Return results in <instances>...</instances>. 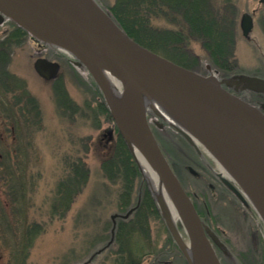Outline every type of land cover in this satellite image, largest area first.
I'll use <instances>...</instances> for the list:
<instances>
[{"label":"rangeland","instance_id":"1","mask_svg":"<svg viewBox=\"0 0 264 264\" xmlns=\"http://www.w3.org/2000/svg\"><path fill=\"white\" fill-rule=\"evenodd\" d=\"M212 2L220 7L223 18L225 16L221 39L225 47H231V66L224 74L264 75V7L259 0ZM157 11L149 16L152 28L168 30L175 26L165 10ZM244 13L254 14L251 39L243 37L240 28ZM231 21L233 34L230 33ZM8 22L0 25V35L7 31ZM153 42L158 46L162 43L161 40ZM188 47L200 58L195 70L207 74V65H210L212 71L217 70L219 76H223V71L209 62L201 42L192 39ZM39 57L60 64L56 79L47 81L37 74L34 62ZM7 68L12 77L6 85L0 75V97L4 91H9L7 96L14 101L16 95L34 98L40 107L41 120L37 123L32 119L13 121L4 117L0 105V159L5 156L4 166L6 162L5 167L11 168L12 164L15 169L11 173L8 168H0L3 174L0 176V264H104L105 260L113 264L110 262L112 256H108L110 251H103L97 258L93 255L110 242L112 216L125 213L118 207L120 184L107 179L101 168V160L110 155L112 139L120 131L114 120L107 122L103 117L97 128L98 122L89 118L85 111V103L94 96L86 83H96L95 80L67 53L50 46L39 47L30 37L13 47ZM100 94L97 100L105 101L101 90ZM148 118L167 158L200 211L221 263L264 264V222L251 203L238 200L218 180L216 173H222L219 159L201 142L196 143L203 155H196L173 126L151 112ZM4 146L11 149L12 161L8 160L9 150ZM129 150L141 173L136 195L147 188L161 214L133 150ZM79 157L86 158L90 169L86 186L80 192L76 187L66 188L58 196L61 180L68 173V160ZM135 201L132 207L138 199ZM162 218L161 214L160 221L151 219V240L157 248L163 246L166 259L175 258L178 261L175 264H184L174 240L169 239L170 232ZM34 224L40 229L36 233L28 232L27 227ZM180 230L190 245L185 227L181 226ZM16 236L26 242L18 246ZM127 246L132 256L138 257L151 248L139 233L130 236ZM147 258L150 257L145 260Z\"/></svg>","mask_w":264,"mask_h":264},{"label":"water","instance_id":"2","mask_svg":"<svg viewBox=\"0 0 264 264\" xmlns=\"http://www.w3.org/2000/svg\"><path fill=\"white\" fill-rule=\"evenodd\" d=\"M260 3L264 5V0ZM5 20L15 22L34 39L67 53L80 69L87 70L92 76L129 148L133 150L125 130L132 135L183 212L186 225H177L155 198L172 237L190 264L193 262L188 246L178 226L185 227L190 246L193 242L199 245L205 264L222 263L205 223L160 147L148 117L132 121L119 118L100 68L111 71L125 84H132L147 95L156 97L173 111L197 119L200 123L195 129L200 142L219 160L227 159L226 163L232 167L231 173L240 178L235 181L240 190L222 173H216L217 176L238 199L249 204L251 201L242 184L246 174V184L262 215L251 204L264 222V112L226 87L242 85L260 90L264 88L263 80L254 77L221 79L218 71H211L210 65H207L208 74L186 68L132 39L97 0H0V24ZM253 26V17L244 13L241 19L243 36L249 37ZM34 68L40 77L52 80L57 77L60 64L40 57ZM170 125L199 150L188 132ZM242 149L246 153L242 154ZM234 150L245 159L242 166L233 157ZM143 177L147 181L144 174ZM147 185L153 194L148 181ZM132 211L127 215H113L112 219L128 216Z\"/></svg>","mask_w":264,"mask_h":264},{"label":"trees","instance_id":"3","mask_svg":"<svg viewBox=\"0 0 264 264\" xmlns=\"http://www.w3.org/2000/svg\"><path fill=\"white\" fill-rule=\"evenodd\" d=\"M101 5L111 11L113 18L120 27L135 41L141 45L162 54L172 61L189 69H196L200 65V58L192 53L188 47V42L196 39L201 42L207 52V58L214 68L223 71V77L231 75L224 74L232 61L231 47H225L221 37L224 35L222 25L225 22V16L212 0H98ZM157 10H165L168 18L175 22V26L168 30H157L149 24V16L157 13ZM231 17V16H230ZM230 33L233 34V21L230 22ZM7 31L0 35V75L3 77V83L9 84V77H12L8 71V64L11 59V53L14 46H19L30 37L24 29L19 27L15 22H8ZM31 38V37H30ZM161 40V46L156 45L153 41ZM160 43V42H159ZM228 67V68H227ZM10 75V76H9ZM94 94L90 101L85 103V111L89 118L97 121V128L101 126V118L107 122L113 121L110 110L105 101L97 100L100 90L96 83H86ZM4 91L0 97V105L4 117L11 120L19 121L31 119L34 122L41 120L40 107L34 98L24 96L15 101L7 96ZM18 107V108H17ZM18 129V128H16ZM117 131V130H116ZM113 137V147L110 155L101 160V168L105 172V176L110 181H116L121 186L120 210L125 213L132 207L133 200L140 199V205L129 216L128 220H120L114 241V247L121 249H129L127 241L134 233H139L145 237V241L151 245L153 240L151 234V219L157 218L161 220V214L156 206L149 190L145 188L142 193L137 196V188L141 182V173L136 163L132 159V155L127 143L118 133ZM4 148H7L4 146ZM9 150L8 160L12 161ZM5 156L0 159V168H8L11 173L14 172L13 165L7 166L4 160ZM68 173L60 183L58 196H61L66 188L76 187L80 192L88 182L90 176L89 165L85 157H79L68 160ZM2 177V173H0ZM12 176V174L10 175ZM13 178V177H11ZM6 180V179H5ZM7 181V180H6ZM12 182V180H11ZM8 184V182H7ZM10 184V182H9ZM136 195V197H135ZM135 198V199H134ZM135 201V202H136ZM57 207V206H56ZM200 213V211H199ZM143 217H146L144 219ZM163 219V218H162ZM40 229L38 224L27 227L28 232L36 233ZM138 230V231H137ZM169 239L173 240L170 233ZM15 239L18 246L26 242ZM33 238V236H32ZM152 239V240H151ZM32 243L33 239L27 242ZM175 244V243H174ZM113 245L110 247V258L113 264H133L139 259L138 256H132L130 252H114ZM108 253V252H107ZM113 255H116L113 257ZM22 256V255H21ZM18 257H20L18 255ZM110 258H108L110 260ZM108 260V261H109ZM106 261V260H105Z\"/></svg>","mask_w":264,"mask_h":264},{"label":"bare ground","instance_id":"4","mask_svg":"<svg viewBox=\"0 0 264 264\" xmlns=\"http://www.w3.org/2000/svg\"><path fill=\"white\" fill-rule=\"evenodd\" d=\"M100 74L107 84L111 98L115 105V109L121 120L132 121L135 118L137 119L146 116L148 117V113L151 112L157 115L158 117H161V119H163L168 124H174L188 132L193 137L194 141H201L199 140L196 132L197 126L200 122L194 117L186 116L184 114H180L173 111L172 109H170V107H167L156 97L147 95L132 84H125L121 79H119L117 76H115V74H113L107 69L100 68ZM125 132L129 143L132 146L134 156L146 180L148 181L155 198L163 204L166 213L171 217L175 224L178 225L179 223H182L183 225H186V218L183 212L162 184L155 169L149 163V161L141 152V150L138 148L137 144L132 138V135H130L127 130H125ZM234 151H236L239 156L235 153L233 157L237 160L239 165L242 166L243 161H245V159L242 157V154L246 153L245 150L242 149V154L239 153L237 150ZM225 160L227 159L221 158V160H219L222 174L227 177H231L233 180H236L237 178L240 180L238 176H235L231 173V164L226 163ZM243 180L244 183L242 182V180L240 182H242V184L244 185L246 189L245 192L248 198L261 214V210L258 206V203L256 202L255 197L251 194V191L249 190L246 184L248 180L246 178V174L243 176ZM188 250L193 264H205L204 254L196 242H193V244L189 247Z\"/></svg>","mask_w":264,"mask_h":264},{"label":"flooded vegetation","instance_id":"5","mask_svg":"<svg viewBox=\"0 0 264 264\" xmlns=\"http://www.w3.org/2000/svg\"><path fill=\"white\" fill-rule=\"evenodd\" d=\"M262 5V4H260ZM263 6V5H262ZM264 7V6H263ZM253 15L254 18V14L251 13ZM255 22V21H254ZM255 25V24H254ZM247 39H251L250 37ZM37 46L39 47H44V48H48L49 45L42 43V42H38L36 40H33ZM233 77L231 78H236L238 76L236 75H232ZM240 76H243L240 74ZM249 76H253V77H257L259 79L264 80V75H249ZM229 77H223V79L225 80H232ZM226 87L231 90L232 92H235L237 94H239L240 96H242L243 98L250 100L252 103H254L255 105H257L258 107H260L262 110H264V88L260 89V90H255V89H250V88H244L242 85H240L239 87H236L235 85H226ZM181 138H183L180 134H178ZM184 140L187 142V144L190 146V148H192V151H194V153L198 156L203 155L202 151L196 149L194 147V145H192L190 142H188L185 138ZM190 172L195 174V172H192L191 168H189ZM218 180L221 182V184L224 186V188L230 193L233 194V192L218 178ZM234 195V194H233ZM118 219L120 220H128L130 219L129 216H125V217H116L115 219H112V229H115V236H116V229H117V225H118ZM112 231V230H111ZM182 231V230H180ZM112 233V232H111ZM112 240L110 239V242L107 243V245L102 248L101 252L98 251V254L101 255L102 251L105 252H109L110 251V247L111 245L114 244V237ZM183 238L185 239V241L187 242V239L183 236ZM110 246H109V245ZM157 244L154 241H151V248L146 249V251L142 252L141 254H139V257L141 255H143V257L137 259V261L133 264H175L178 261H176L175 258H170V259H166L164 257L165 251L164 249H162L163 246H161L160 248H157L156 246ZM109 246V247H108ZM176 249L178 251V253L180 254V256L182 257L184 264H190L187 256L181 251V249L177 246L176 244ZM114 252H119L122 253L124 252H130L129 249H121V248H115L113 247L112 249ZM144 253V254H143ZM98 256V255H97ZM146 257H150L149 259L147 258L145 260ZM145 260V262H143ZM110 261V260H109ZM87 264H91V263H87ZM104 264H110V263H105Z\"/></svg>","mask_w":264,"mask_h":264}]
</instances>
